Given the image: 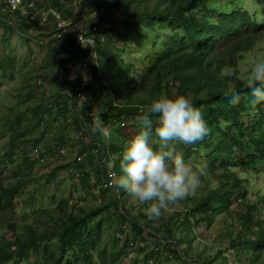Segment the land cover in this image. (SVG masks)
<instances>
[{"label": "trees", "instance_id": "16d2710c", "mask_svg": "<svg viewBox=\"0 0 264 264\" xmlns=\"http://www.w3.org/2000/svg\"><path fill=\"white\" fill-rule=\"evenodd\" d=\"M74 1L40 0L36 6L37 9L47 10L49 18L51 11L57 10L64 18H72L73 23L81 24V29L72 31L70 28L69 32L58 30L50 23L43 26L39 15L31 20L28 15L21 16L16 11H5L0 7V27L4 32L0 35V69L3 73L14 68L16 57L19 56L11 48L13 45L18 46V43H13L14 36L25 43L28 51L30 40L46 47L42 66L36 67V63L31 62V67L26 69L29 71L26 73L28 89L24 94L26 100L23 110L12 109L1 124L10 133L6 147L0 150V223H5L13 231L18 226L28 227V236L23 241L0 242V264H19L27 260L31 252L39 253L40 264H121L119 254L108 255L109 242L115 240L110 225H98L101 221L113 220L122 227L129 224L133 232L131 236L138 238L127 240V246L142 239L143 233L154 235V248L158 251L152 250L149 255L146 254L144 264H148L149 257H160L163 252H168V257L175 259L177 264H228L227 254L232 251V264H264V217L254 220V217L264 212V192L259 193L255 189L254 177L240 178L234 167L242 165L246 172V165L251 164L255 173L264 171V104L258 105L255 110L249 108L248 102L252 97L246 87V76H239L235 70L236 54L245 56L257 46L256 40L264 37V0H250L254 1L251 5L246 4V0H240L235 3L232 13L223 14L211 11L205 6V0H158L156 7L147 4L149 8L142 7V0H77V12L72 13L70 6ZM256 4L263 6L262 15L256 13L259 8ZM195 10H198V16L194 14ZM93 14L95 16L91 18ZM102 22L109 27L95 32L98 39L94 47H84L77 42L78 33H91L93 26H99ZM53 32H56V37L52 36ZM119 41L136 47L134 59L122 64L125 67L122 78L117 80L115 74V80L111 83L108 46L113 44V58L119 64ZM99 45H104L106 50L103 61L97 52ZM227 46L232 56L229 60L213 55L216 50ZM92 50L96 57L95 62L91 63L94 79L84 89L88 105L83 107L82 102L77 100L74 108L70 109L69 96L60 91L62 87L69 86L63 73L64 64L69 60H84ZM26 64H29L28 60L23 65ZM137 65L142 66L140 77L137 76ZM228 66L234 67V70H226ZM222 71L228 75L221 77ZM46 72L47 76L52 75L55 82L53 92H50L44 81L37 80L40 76L45 78ZM229 78L234 80L237 91L242 94L238 106L230 104V97L225 96ZM161 94L173 98L177 95L190 96L194 106L201 110L212 129L211 135L196 145L181 143V147L188 155L185 161L193 167L206 162L207 175L202 178L203 186L215 182V187L211 190L199 188L195 195L171 207L155 221L149 220L144 210L138 212V217L128 213L126 203H122L121 197L117 199L114 194L115 201H109L107 205L102 203L88 210L72 209L58 217L52 208L53 197L43 195L54 174L45 179L37 173L31 176L37 159L43 154L38 150L33 159L30 157L29 153L41 140L39 137L29 139L28 135L37 129H41L42 134L55 131L59 120H69L78 142L91 143L82 162L92 161L88 160L93 156L91 152L105 161L108 159L107 145L101 139L100 132L93 129L94 115L100 114L102 123L108 128L121 121L126 125L137 124L136 117L141 114L139 109L146 108ZM26 102L32 104L26 106ZM241 115L250 120L243 121ZM153 120L155 127L156 118L153 117ZM62 133L68 135L65 129ZM65 139L64 135L62 141ZM212 140L217 141L216 151L198 155L199 150H206ZM151 143L153 145L152 140ZM224 146L225 150L220 152V147ZM59 147L61 144L54 148L56 153ZM79 149L77 154L81 153ZM123 150L119 148L117 154L121 156ZM15 157L20 159L18 163ZM191 157L196 161H191ZM103 162L97 167V182L100 184L101 171H108ZM77 167L82 173L77 182L86 189L90 186L89 175L83 164ZM112 172L118 176L116 161H113ZM209 176L214 179L210 181ZM41 184L43 188L39 187ZM252 189L256 194L255 201H247L244 213L238 217L232 212V204L241 199L248 200ZM111 192L119 195L120 191L112 188ZM21 193L29 205H23L28 208L22 215L27 217L25 225L17 222L20 216L17 198ZM237 193L240 196L235 197ZM112 208L120 209L118 218L111 213ZM55 214L57 218H54ZM220 222L225 223L223 228L218 227ZM202 226L209 231L212 227L216 228L213 232H216L217 242L225 245L208 255L207 251L213 248L204 245V250L195 253L191 245L197 238L196 228ZM176 227L184 228V240L171 232ZM93 252L96 254L93 255ZM98 256L101 262L97 261Z\"/></svg>", "mask_w": 264, "mask_h": 264}, {"label": "rangeland", "instance_id": "374dc122", "mask_svg": "<svg viewBox=\"0 0 264 264\" xmlns=\"http://www.w3.org/2000/svg\"><path fill=\"white\" fill-rule=\"evenodd\" d=\"M142 7L149 8L147 4H149L151 7H154L158 0H142ZM254 1H248V5H251ZM259 6L257 8L256 13L258 15L263 14V6L261 4H256ZM157 6V5H156ZM155 6V7H156ZM205 6L207 7V2H205ZM215 7V5L210 6ZM196 16L199 15L198 10H195L194 13ZM95 15H91L90 17H94ZM205 16V13H204ZM51 29V28H50ZM47 31V28L46 30ZM44 31V32H45ZM167 31H165L166 33ZM4 33L2 27H0V35ZM13 43H18L17 45H13L11 48L15 49L12 50L17 51L19 53V56L16 57V62L14 64L13 69H8L6 71V74L3 73V71L0 69V150H3L4 147L7 145L8 135L10 133V130H5L4 126L1 124L4 123L5 117L10 115V112L12 109L14 110H23L24 106L23 103L26 99H24V94L27 91L28 87H26V73H29V71H26L27 68L31 67L33 63H36V67L42 66V57L45 55L46 47L45 45H39L34 40H30V50L25 47V43L18 39L17 37H13ZM240 40V39H239ZM12 44V42H10ZM257 46L253 48V50H249V53L245 54V56L241 57L239 54H236L235 56V70L238 71L239 76H247L246 73L249 72L252 65L257 61H263L264 60V48L262 49V46L264 44V37L260 40H256ZM135 46H133L131 43H124L122 41L118 42L117 46V53L120 58L119 64L116 63L115 59L113 58L114 53V46L113 44H110L108 46L109 49V58H108V70H109V77L111 80V83L114 82L115 74H117V80H120L124 74V66L123 63L127 61H133L134 59V50ZM6 51L12 53L8 49H5ZM22 51V52H20ZM230 47L227 46L225 48L216 50L213 55L217 57H223L225 60H229L230 57ZM98 55L103 59H105V52L104 45L98 46ZM20 53H22L20 55ZM95 53V51H94ZM97 56V55H96ZM96 57L93 56L92 61L95 62ZM28 60L29 64L23 65L24 61ZM68 62H71L69 60ZM137 64V63H136ZM142 66L137 65V76L140 77V71ZM226 70H234V67L228 66L226 67ZM25 73V75H24ZM13 76V78H11ZM34 76V74H33ZM25 78V82H24ZM43 78V79H41ZM52 75L49 74L45 78L43 76H40L37 78L38 81H44L45 84L48 86L50 92H53L55 89V82L52 79ZM49 79V80H48ZM37 83V82H36ZM40 96V94H39ZM38 100V99H37ZM32 102H26L25 105H31ZM76 104V103H75ZM75 106V105H74ZM58 109L54 112L57 113ZM69 116V115H67ZM240 119L243 121H249V117H245L244 115H241ZM71 121H65V120H59V122L55 125V131L53 133V136L46 137L45 132L42 134L41 129L34 130L31 132L28 137L29 139H33L35 137H39L41 140L38 144L37 148L42 152L43 156L46 157V163L44 165L36 164V166L33 167L34 171L31 173V176L33 177L35 173L38 174V176L42 177L43 179L46 178L48 175L56 174L58 169L57 176L55 177L54 181L49 183L47 186L48 190H45V193H43L44 196H49L50 198L53 197L51 200L52 208L55 210L58 217H62L66 214L65 211H70L72 209H75L76 211H79L80 209H92L93 207H96L102 203L114 202L115 199L114 196L121 197L122 203H126V209L128 213L134 215L135 217H138L139 211H145V208L147 206L140 207L134 200H132L130 197L127 196V194L120 190L119 195L114 192H111L110 190H102L100 188L98 181V174L95 171L97 169V165H99V161L92 160L91 162H86L83 164L84 170L88 173V175L92 178H90V188H83V185L80 183H77L74 181L73 178H70L66 174V169H62V167H67L68 164H70L73 160V157L75 153L78 151V149L82 146L85 150L88 148H91L90 141H84L83 143L78 142V138H76V134L71 127ZM255 122L252 124V127L254 126ZM66 131L68 135L63 134L62 130ZM110 129V136L108 138H104L101 135V139L106 142L107 145V158L110 159L112 162L116 161L118 168H119V160L121 158L120 155L117 154V150L119 148L124 149L125 145L128 144L133 136L138 134V132L141 130L140 126L138 124L130 123L127 126H121L120 124L111 125ZM223 135V133L221 132ZM66 136V139L63 140V136ZM68 136V137H67ZM53 139H59L61 142L65 143L66 145H69L70 151L65 156H59L56 151L54 150V147L50 146V142ZM127 143H125V141ZM153 145L156 146L157 150L159 149V139L153 135L152 137ZM217 141L212 140L211 144L206 148V150H199L198 155H206L208 153H213L216 151ZM152 145V146H153ZM176 151L183 153L184 158L188 159V155H186V151L182 149L181 143H173L172 145ZM3 148V149H2ZM225 150L224 147H220V152H223ZM30 157L33 159V153H29ZM103 161L104 159L101 158ZM7 161H9V158H6ZM6 161V162H7ZM20 159L18 157H15V162L18 163ZM191 161H196L195 158L191 157ZM248 169L245 172L242 165L234 166L237 168L236 173L240 178H244L246 176L254 177V187L259 193L264 192V171L261 170L260 172L255 173V169H253L251 164L246 165ZM112 172V169H111ZM113 173V172H112ZM121 170L119 168L118 176L121 175ZM93 179V180H92ZM210 181H212L214 178H211L209 176L208 178ZM93 181V182H92ZM215 182L213 184H210V186H203V182L201 184V189H208L211 190L215 187ZM250 185V183H249ZM40 188H43L44 186L41 184L39 185ZM58 187V188H57ZM46 188V187H45ZM58 189V191H56ZM102 190V192H101ZM200 196H203L202 194H199ZM240 196L239 193L235 194V197ZM256 194L254 193V190L252 189L249 194L248 200H238L235 201L232 204V212L236 215L241 216L244 213V207L247 201H255ZM25 196L23 194H19L17 198V204L20 208V216L17 218L18 223H22L25 225L27 223V217H23L22 215H25V213L28 211V208H24L23 205H28L27 202L24 201ZM64 200V203L62 202ZM67 202V204H66ZM29 206V205H28ZM122 206V205H121ZM75 207V208H73ZM264 209V206H262ZM123 208V207H122ZM79 209V210H77ZM143 211V212H144ZM111 213L118 218L120 209H111ZM145 213V212H144ZM53 215L54 218H57V215ZM105 213H103L104 215ZM41 216V215H40ZM225 215L219 217L218 219L224 217ZM42 217V216H41ZM264 217V212L258 214L256 217H254V220L256 221L257 218ZM240 220V219H239ZM231 223V222H227ZM239 225V221L237 222ZM32 224V222H30ZM100 227H104L107 225H110L111 227V234L112 237L115 238V240L109 242L108 246V255H120L122 258L121 264H130L133 262H136L137 264H144L145 263V256L146 254H150L152 251V246L155 243L154 235H147L146 233L142 234V239L148 240V244H145L144 246L140 245V242L143 240H136L134 242L129 243L127 246V240H135L138 238H134L133 232L129 229V224H125L123 227L121 224L118 223V221L113 220L111 222H103L101 221L98 224ZM96 226V225H95ZM225 226V223L220 222L218 224L219 228H223ZM216 228L212 227V230H206L204 229V226L196 228V240L192 242L193 245H191L192 250L197 253L202 250H204V245H207L210 248H213L212 250L207 251L208 254H212L213 251H216L219 248H222L225 243L223 242H217L215 233L213 232ZM173 235L179 239L184 240V228L176 227L172 231ZM130 234V236L128 235ZM28 236V227L24 226H18L16 230H11L7 227L5 223H0V242L8 241V242H15L17 239L20 241H23ZM140 238V237H139ZM251 247L249 246V250ZM71 254V253H68ZM96 253L93 252V255ZM168 252H163V254L160 255V262H156V260L159 259V257H149L148 258V264L152 262L150 259H153L154 263L157 264H177L175 259L169 258L167 255ZM234 251L227 254V261L228 264H232L234 262ZM155 258V259H154ZM101 262L99 256L98 260ZM240 261V260H239ZM41 259L38 252H31L30 257L25 260L21 261L19 264H40ZM80 262H83V258L80 260ZM241 262V261H240ZM248 263V260H247ZM7 264V263H5Z\"/></svg>", "mask_w": 264, "mask_h": 264}, {"label": "clouds", "instance_id": "9594fccd", "mask_svg": "<svg viewBox=\"0 0 264 264\" xmlns=\"http://www.w3.org/2000/svg\"><path fill=\"white\" fill-rule=\"evenodd\" d=\"M248 1L245 3L248 4ZM205 2L211 11L223 14L232 13L235 3L240 0ZM211 5L215 7L211 8ZM220 75L224 77L228 74L222 71ZM246 87L251 92L252 98L248 102L251 110L264 104V61H257L252 65L246 76ZM226 88L225 96L230 97L229 103L233 106L240 105L242 94L237 91L233 79L226 81ZM139 112L141 114L136 117V122L141 130L125 145L119 160L122 174L114 176L110 172L108 186L117 191L123 190L132 200L146 205L145 214L149 220L155 221L164 216L171 207L178 206L185 199L195 195L201 187L202 178L207 175L206 162L193 167L185 161L183 153L175 150L173 143L196 145L209 137L212 129L201 110L194 106L191 97L186 95L173 98L161 94L146 108L141 107ZM153 117L156 118L155 127ZM93 125L102 137L110 136V129L102 123L100 114L94 115ZM153 135L159 139L158 150L152 146ZM103 163L109 170L113 168L110 159H105ZM139 240H143L140 242L141 246L148 244L146 239ZM154 247L153 245L151 250H155ZM150 260V264H157L160 257L157 263H154L153 259Z\"/></svg>", "mask_w": 264, "mask_h": 264}, {"label": "built area", "instance_id": "2783aa9c", "mask_svg": "<svg viewBox=\"0 0 264 264\" xmlns=\"http://www.w3.org/2000/svg\"><path fill=\"white\" fill-rule=\"evenodd\" d=\"M40 0H0V7L2 10H10V11H16L21 16L28 15L31 20L38 17V15L41 17L40 22L43 26L50 23L55 26L56 29L62 30L63 32H69L70 28L72 31H77L78 29H81L82 26L80 23H73V19L64 18V15L61 14L57 10L51 11V17L49 18V14L47 10L43 9H37V3ZM77 4L78 1L75 0L70 8H72V13L77 12ZM67 6V7H69ZM73 6V7H72ZM50 12V10H49ZM53 17V18H52ZM80 22H83L80 21ZM109 27L106 23H100L99 26H93L92 30L93 32L85 34V33H78L76 36V40L78 43L85 46L94 47L97 43L98 35L95 33L97 31H100L104 28ZM56 32L52 33L53 37H56ZM103 41V40H101ZM93 56H95L94 50H92L85 58L81 61H71L66 64H64L63 73L65 74V78L67 81V84H69L68 87H62L60 91L66 95L69 96V107L70 109L74 108V105L77 100H80L83 104V107H86L88 105L87 101L85 100L84 95V89L87 87L89 83H91L94 79L93 77V69L91 67V63H93L92 59ZM87 78V79H85ZM43 84L42 82H40ZM121 126L126 125L124 121H121L119 123ZM127 126V125H126ZM93 129L95 127L93 126ZM53 131V130H52ZM51 131V132H52ZM49 131L45 132V136H48ZM83 143V141H82ZM60 143L57 140H52L50 142V146L56 148L59 146ZM88 148V147H87ZM38 148H35L32 150L33 156L38 152ZM69 145L61 144V147L58 148V153L61 156L67 155V153L70 151ZM84 148L81 146L79 151L81 153L77 154V152L74 155V162L72 165L68 167V173L71 175V177L77 181L81 177V171L76 167L78 164H81L83 161V158L87 155V151L85 150L82 152ZM40 151V150H39ZM45 162V157L43 155L37 159V164H43ZM107 169V168H106ZM111 170L108 169L106 171V176L103 177L101 184L99 185L102 190H108L112 189L114 187H109V173ZM112 173V172H111ZM114 176L116 174L113 172Z\"/></svg>", "mask_w": 264, "mask_h": 264}, {"label": "crops", "instance_id": "0c3cea01", "mask_svg": "<svg viewBox=\"0 0 264 264\" xmlns=\"http://www.w3.org/2000/svg\"><path fill=\"white\" fill-rule=\"evenodd\" d=\"M52 25V24H51ZM49 133V135L48 136H46V137H50V136H53V132H51V131H49L48 132ZM53 140H57L60 144H65V143H63V142H61L59 139H53ZM52 141V140H51ZM39 149V148H38ZM58 155H59V153H57ZM91 154L93 155V156H91L88 160H90V159H92V160H94V161H99L100 163L101 162H103V161H101L100 159H99V157H97L93 152H91ZM59 156H61V155H59ZM65 156V155H64ZM43 157H45V156H43ZM74 158V157H73ZM73 162H74V159L72 160V162L70 163V164H68L67 165V167H62V169H66V174L70 177V178H72L71 177V175L68 173V167L70 166V165H72L73 164ZM46 163V157H45V162L43 163V164H40L39 163V165H44ZM85 162H82L81 163V165L82 164H84ZM99 163V164H100ZM36 164H37V161H36ZM97 166H99V165H97ZM77 167V166H76ZM82 167V166H81ZM78 168V167H77ZM79 169V168H78ZM58 171H59V169H58ZM58 171H57V173H58ZM96 172H97V174H98V170L96 169L95 170ZM105 171H106V169H105ZM102 172V178H101V180L103 179V177H104V175L106 174L104 171H101ZM57 173L54 175V177H53V179H52V181L51 182H53L54 181V179H55V177L57 176ZM90 178H92V177H90L89 176V179ZM75 181V180H74ZM50 182V183H51ZM77 182V181H76ZM78 183V182H77ZM100 185V184H99Z\"/></svg>", "mask_w": 264, "mask_h": 264}]
</instances>
